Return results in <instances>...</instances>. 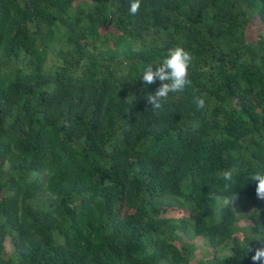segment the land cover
Wrapping results in <instances>:
<instances>
[{
    "label": "trees",
    "instance_id": "obj_1",
    "mask_svg": "<svg viewBox=\"0 0 264 264\" xmlns=\"http://www.w3.org/2000/svg\"><path fill=\"white\" fill-rule=\"evenodd\" d=\"M126 5L0 0V264H189L183 234L223 250L205 264H253L234 208L207 217L235 165L264 239V38L245 36L264 0ZM176 46L192 84L155 110L142 69Z\"/></svg>",
    "mask_w": 264,
    "mask_h": 264
},
{
    "label": "clouds",
    "instance_id": "obj_2",
    "mask_svg": "<svg viewBox=\"0 0 264 264\" xmlns=\"http://www.w3.org/2000/svg\"><path fill=\"white\" fill-rule=\"evenodd\" d=\"M126 6L130 16H138L140 15L142 0H127ZM192 61L193 57L189 51L184 47L176 46L167 50L165 57L160 63H146L143 66L141 75L143 82L146 85L154 84L157 80L161 82L154 92L145 94L146 103L155 110H161L170 93L182 92L186 86H190L192 81L189 78V68ZM194 104L196 110H202L205 108V99L195 98ZM237 174L235 165L222 173V179L225 181L224 187L228 192L227 195L223 196L224 206L231 207L238 199V194L232 191L235 188L233 186L236 183L235 177ZM248 179L256 182V196L258 199L264 200V164L256 171L249 173ZM252 240L259 241L264 245V239L253 237L250 241ZM246 253L247 255L251 254L250 258L253 264H264V246L253 248L248 242Z\"/></svg>",
    "mask_w": 264,
    "mask_h": 264
},
{
    "label": "rangeland",
    "instance_id": "obj_3",
    "mask_svg": "<svg viewBox=\"0 0 264 264\" xmlns=\"http://www.w3.org/2000/svg\"><path fill=\"white\" fill-rule=\"evenodd\" d=\"M81 0H74V3L80 2ZM245 36H246V41H256L259 39V37H263L264 38V26L262 25V23L259 22V20H257L256 17H252L245 29ZM261 202L264 203V200H261ZM224 205L223 204V197H217L215 203H213L211 205V213L208 215L207 219L208 220H213L214 218H216L217 216V212H218V208L220 206ZM236 212V215L238 217L237 220V224H236V229L238 231V237L240 238L241 241H243V243L245 244V246L248 243V238H249V234L247 232L244 231L243 228L246 227L247 225V219H246V213L249 211H252V209H256L257 210V205L255 206L253 204V202L251 200H240L239 198L235 201L234 205L232 206ZM170 212H172L173 214H175V212L173 210H171ZM168 214V213H167ZM246 233V235H245ZM183 240L186 242H191L195 244V250H194V254L192 256V259L190 261L189 264H196L197 262H201L202 264H205V261L210 260L212 257H214L215 255H218L220 253L223 252V250L221 248H215L210 246L209 244H205L203 239H198L197 237H201V236H192L188 237L185 236L183 234ZM57 238V235H56ZM255 238L257 239H263V235L259 234L256 235ZM206 240V239H205ZM259 241H249V245L253 248H258L259 247ZM4 247H5V251H6V256L7 258L10 256L13 247H12V243L10 241V239L7 237L4 240Z\"/></svg>",
    "mask_w": 264,
    "mask_h": 264
}]
</instances>
